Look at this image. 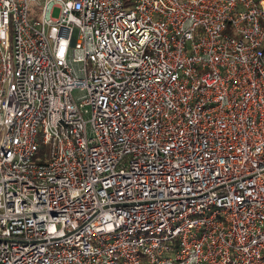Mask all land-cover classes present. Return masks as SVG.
Listing matches in <instances>:
<instances>
[{
    "label": "built area",
    "instance_id": "built-area-1",
    "mask_svg": "<svg viewBox=\"0 0 264 264\" xmlns=\"http://www.w3.org/2000/svg\"><path fill=\"white\" fill-rule=\"evenodd\" d=\"M29 1L0 0V264H264V0Z\"/></svg>",
    "mask_w": 264,
    "mask_h": 264
},
{
    "label": "rangeland",
    "instance_id": "rangeland-1",
    "mask_svg": "<svg viewBox=\"0 0 264 264\" xmlns=\"http://www.w3.org/2000/svg\"><path fill=\"white\" fill-rule=\"evenodd\" d=\"M30 2V9L31 11H33L35 14H39V10H40V6L38 5V3L40 2V0H31ZM58 9L57 8H53L52 9V14L51 16L53 18H56L58 15ZM36 18L38 19L39 16L37 15ZM41 151H45V147H41Z\"/></svg>",
    "mask_w": 264,
    "mask_h": 264
},
{
    "label": "trees",
    "instance_id": "trees-1",
    "mask_svg": "<svg viewBox=\"0 0 264 264\" xmlns=\"http://www.w3.org/2000/svg\"><path fill=\"white\" fill-rule=\"evenodd\" d=\"M39 150L41 151V148H39Z\"/></svg>",
    "mask_w": 264,
    "mask_h": 264
}]
</instances>
